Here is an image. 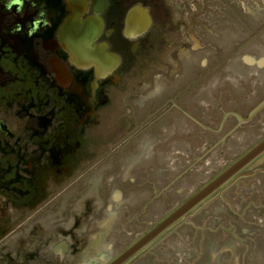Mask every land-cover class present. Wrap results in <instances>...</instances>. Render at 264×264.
<instances>
[{"label":"flooded vegetation","instance_id":"flooded-vegetation-1","mask_svg":"<svg viewBox=\"0 0 264 264\" xmlns=\"http://www.w3.org/2000/svg\"><path fill=\"white\" fill-rule=\"evenodd\" d=\"M158 2L0 0V264H134L167 231L177 229L240 178L264 174L263 155L149 245L122 260L154 228L147 232L146 215L136 221L131 214L146 209V202L141 207L132 195L134 181L103 178L96 183L91 178L89 172L104 166L109 171L111 164L96 159L90 135L98 132L102 113L115 112L117 105L109 96L125 85L132 61L147 45L166 36ZM172 4L186 15L182 39L199 43L194 33L212 32L222 21L230 26L242 1L172 0ZM76 13L81 23L91 25L89 45H82L67 24ZM91 48L111 58L107 67L88 60ZM240 63L245 71L264 69L263 59L247 56ZM254 100L243 104L247 111L252 109L250 119L263 116L264 92ZM171 101L172 109L193 119L186 99H178L185 110ZM151 103L144 100L139 106L148 114L156 110ZM12 109L17 119L9 122L6 117L13 115ZM236 111L239 116L228 112L227 118L241 122L246 111ZM202 127L208 135L216 132L210 123ZM239 129L236 125L231 133ZM254 192L263 200L255 203L261 226L252 235L253 242L244 246L245 252L252 247L250 255L236 260L226 251L207 264H264V191L257 184ZM131 221L144 226L143 232Z\"/></svg>","mask_w":264,"mask_h":264},{"label":"rangeland","instance_id":"rangeland-1","mask_svg":"<svg viewBox=\"0 0 264 264\" xmlns=\"http://www.w3.org/2000/svg\"><path fill=\"white\" fill-rule=\"evenodd\" d=\"M241 1L235 22L227 26L222 21L212 32L194 33L199 40L195 43L182 39L186 15L172 0H159L156 9L166 22L161 27L166 36L132 61L125 85L109 96L117 105L115 112L102 113L98 132L90 135L96 159L111 164L109 171L104 166L89 172L91 178L96 183L103 178L134 181L132 195L140 206L146 202V209L131 214L136 221L146 215L147 232L264 139V129L258 130L264 125V112L251 120L252 109L243 105L252 100L254 104L263 94L264 69L245 71L240 63L247 56L264 60V0ZM178 99H186L193 119L171 108L169 100L183 107ZM144 100H151L156 110L144 113L145 106H139ZM241 108L246 111L241 122L227 118L228 112L239 116L236 110ZM11 112L9 122L17 119L16 109ZM207 123L215 133L204 131ZM236 125L240 129L231 133ZM240 179L177 229L167 231L134 264H207L226 251L236 260L250 255L252 247L245 252L244 246L253 242L261 226L255 203L261 204L263 197H255L254 190L258 184L264 191V174ZM129 223L143 232L144 226Z\"/></svg>","mask_w":264,"mask_h":264},{"label":"water","instance_id":"water-1","mask_svg":"<svg viewBox=\"0 0 264 264\" xmlns=\"http://www.w3.org/2000/svg\"><path fill=\"white\" fill-rule=\"evenodd\" d=\"M74 27L76 39L82 43V45H89L90 39L93 37L91 32V25L89 23H81L80 16L76 13L68 22ZM93 24V23H92ZM90 56L88 60L91 61L93 65L100 68L107 67L108 63L111 61L110 57H106L102 50L98 48L90 49ZM116 63L119 59H114ZM264 155V139H262L257 145L250 149L246 154H244L240 159L230 165L226 170L214 178L208 185L203 187L198 193H196L191 199L174 211L169 217L163 220L159 225H157L151 232H149L146 237H144L135 247H133L127 255H125L122 260L128 259L140 249L146 247L151 242H153L160 235L165 233L178 221L186 217L194 209H196L200 204L206 201L209 197L220 191L228 183L236 180L241 172L247 169L253 162L258 160Z\"/></svg>","mask_w":264,"mask_h":264}]
</instances>
